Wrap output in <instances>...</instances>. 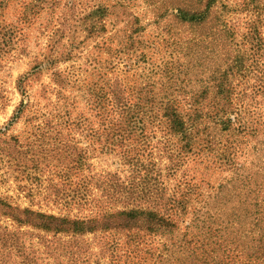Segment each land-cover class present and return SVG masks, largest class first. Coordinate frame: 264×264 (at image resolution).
Wrapping results in <instances>:
<instances>
[{
    "label": "trees",
    "instance_id": "trees-1",
    "mask_svg": "<svg viewBox=\"0 0 264 264\" xmlns=\"http://www.w3.org/2000/svg\"><path fill=\"white\" fill-rule=\"evenodd\" d=\"M14 2L0 0L1 45L22 41L23 27H34L43 12L50 35L43 60L17 82L23 100L0 129V163L27 170L29 159L39 157L35 149L48 154L47 141L61 139L57 147L70 164L66 180L78 178L64 205L87 216L22 208L0 197V264H264L263 33L255 27L238 40L239 33L225 29L207 46L218 0H178L174 19L200 31L205 56L186 66L151 62L162 69L163 81L155 80L154 68L132 86L111 84L100 73L103 85L94 87L87 116L67 95L75 68L60 69L75 60L73 50L61 54L59 46L66 35L76 42L77 31L71 33L83 26L88 38L100 37L115 14L101 6L86 13L78 0H32L22 4L14 24L5 19ZM62 5L66 13L56 19ZM143 31L137 21L132 37L120 41V50L108 46V54L120 61L149 50L150 42L136 41ZM44 71L52 86H42L32 100L31 78ZM23 119L29 127L24 142L8 138ZM76 135L89 139L96 159L111 157L113 169L92 175L90 150L70 144ZM31 138L46 141L26 146ZM202 166L226 176L212 186L205 173L199 175Z\"/></svg>",
    "mask_w": 264,
    "mask_h": 264
},
{
    "label": "rangeland",
    "instance_id": "rangeland-1",
    "mask_svg": "<svg viewBox=\"0 0 264 264\" xmlns=\"http://www.w3.org/2000/svg\"><path fill=\"white\" fill-rule=\"evenodd\" d=\"M82 1L87 6L86 13H90L93 6H101L111 8V14H115V16L107 19L105 24L107 31L100 37L88 38V33L84 32L85 27L83 26L81 29L76 28L71 33L74 34L77 31L76 42H71L68 39L70 36L66 35V39L62 40L59 46L61 54L67 50H73L72 56L75 60L69 63H61L60 69L72 72V67L75 68L73 71L75 79H71L72 83L75 84L70 86L73 89L68 90L67 95L76 101L77 113L90 115L88 100L91 99L94 87L97 84L103 85L101 81H98L100 73L108 74L107 81H110L111 84L117 80L122 86H132L138 82L142 84L143 77L147 78L148 68H154L159 73L155 80L163 81L162 69L153 66L151 62H154L157 66H164L175 61L176 63H181L182 66H186L190 61L205 56L200 54L206 53L205 46L199 45L203 43L200 31L178 25L174 19V10L178 0H78L81 3ZM31 2L32 0H15L7 9L5 18L7 22L17 23L20 18V7L22 4ZM65 2L66 0H64V4ZM66 10V6L62 5L57 10L56 19H60L63 13H66ZM46 13L43 12L40 15L34 27H23L26 36L22 41L10 42L7 47L0 43L1 130L10 124L16 109L23 100L18 90V80L28 76L32 72L35 63L37 61L41 62L47 53L48 37L50 35V29L47 26L50 19ZM212 18L214 21L212 23L213 26L207 32V35L211 34L212 37H210L211 41L209 40L205 43L207 46L212 41L216 42V39L220 40L225 29H232L239 33L236 39L240 40L247 32L254 31L256 27L263 33L261 37L264 39V0H218L215 4ZM219 20L221 21L216 26ZM137 21H139V26L144 31L137 35L136 41L142 40L151 44L149 50H143L147 54V60L141 58L144 55L142 50L132 59H128L125 56L127 59L119 61L115 57H111L107 52L108 46L113 50H120V41L126 40L130 36L132 37L134 24ZM42 24L43 27H41ZM56 24H59L58 20H56L54 25ZM218 29L220 32H218ZM105 40H107V47L103 46ZM219 40H217L218 43ZM72 43H74V48H71ZM112 64L113 69L109 71V66H112ZM102 68L106 70H102ZM31 80L33 85V90L30 94L33 97L32 100H35V93L42 86H52L50 74L46 71L42 75L36 76V78H31ZM91 119L93 118L91 117ZM28 128L26 120H20L6 132L7 137L19 138L24 142ZM41 140L43 142L46 141L31 138L29 142L27 140L25 145L28 146L34 141ZM61 141V139L52 136L47 141L49 146V150L47 149L49 151L48 154L43 149H35V155L37 157L39 154V157L35 159L36 162H32L29 159L26 164L27 170L17 171L14 168L15 163L7 160L0 163V197L22 208L32 207L34 210L56 215H70L72 217L87 216V213L83 210H77L72 205L67 208L64 205L72 197L71 195H73L72 192L76 188L78 178L73 176L70 181L66 180V167L70 164L69 160H67L66 151L57 147ZM70 144L90 150L88 164L92 166V170H90L92 175L101 173L102 170L113 169L110 161L112 160L111 157L101 160L96 159L97 155H94L89 139L76 135L74 140L70 141ZM23 152H26V149ZM73 154L76 156L77 152ZM13 157H16V155ZM38 159H40L39 163H37ZM37 165L39 169L43 170V173L30 170L32 167H34L33 169H38ZM190 167H192L191 162ZM199 170V175L205 173L207 182L215 187L226 176L220 172L213 171V169L205 170L203 166L199 167ZM26 171L28 172L23 176L21 173ZM29 175L33 179L27 182L24 178L29 177ZM39 176L43 177L40 178Z\"/></svg>",
    "mask_w": 264,
    "mask_h": 264
}]
</instances>
